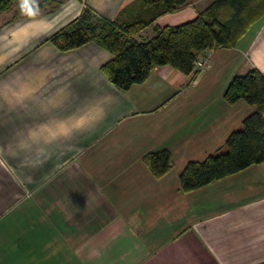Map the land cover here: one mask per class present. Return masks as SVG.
I'll return each instance as SVG.
<instances>
[{"label": "crops", "instance_id": "crops-1", "mask_svg": "<svg viewBox=\"0 0 264 264\" xmlns=\"http://www.w3.org/2000/svg\"><path fill=\"white\" fill-rule=\"evenodd\" d=\"M135 1L24 0L0 13V264H264V162L191 192L178 184L254 112L223 95L234 76L264 73V16L194 78L159 66L127 91L100 71L106 50L44 41L85 8L111 21ZM210 3L190 0L136 37ZM160 150L171 169L155 178L142 158Z\"/></svg>", "mask_w": 264, "mask_h": 264}, {"label": "trees", "instance_id": "trees-1", "mask_svg": "<svg viewBox=\"0 0 264 264\" xmlns=\"http://www.w3.org/2000/svg\"><path fill=\"white\" fill-rule=\"evenodd\" d=\"M17 0H0V13ZM190 0H136L105 21L93 20L90 10L59 28L44 40L60 51L79 49L94 43L106 50L111 59L100 71L121 91L146 80L152 69L169 66L192 78L193 65L205 51L234 47L248 28L264 16V0H211L209 6L183 24L159 28L153 26V36L139 39L136 35L155 19L174 12ZM223 98L233 104L239 100L255 108L232 131L224 145L202 161L187 162L178 174L181 192L187 193L249 166L264 162V73L256 69L234 76ZM150 173L159 178L171 169L167 150L143 156Z\"/></svg>", "mask_w": 264, "mask_h": 264}, {"label": "built area", "instance_id": "built-area-1", "mask_svg": "<svg viewBox=\"0 0 264 264\" xmlns=\"http://www.w3.org/2000/svg\"><path fill=\"white\" fill-rule=\"evenodd\" d=\"M210 53L211 51H205L203 54L197 57L193 65V72L198 74L209 67Z\"/></svg>", "mask_w": 264, "mask_h": 264}, {"label": "rangeland", "instance_id": "rangeland-1", "mask_svg": "<svg viewBox=\"0 0 264 264\" xmlns=\"http://www.w3.org/2000/svg\"><path fill=\"white\" fill-rule=\"evenodd\" d=\"M24 0H17V2H16V4L17 3H19V2H23ZM145 29V28H144ZM148 32V31H147ZM141 34V33H140ZM145 34V33H144ZM144 34H141V35H138V36H141V37H143V38H146L147 37V35H146V37H145V35Z\"/></svg>", "mask_w": 264, "mask_h": 264}]
</instances>
